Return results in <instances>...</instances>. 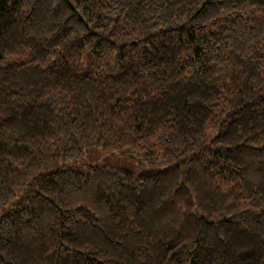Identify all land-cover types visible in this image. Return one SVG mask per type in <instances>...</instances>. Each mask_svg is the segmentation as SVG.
Listing matches in <instances>:
<instances>
[{
    "label": "trees",
    "instance_id": "16d2710c",
    "mask_svg": "<svg viewBox=\"0 0 264 264\" xmlns=\"http://www.w3.org/2000/svg\"><path fill=\"white\" fill-rule=\"evenodd\" d=\"M0 264H264V0H0Z\"/></svg>",
    "mask_w": 264,
    "mask_h": 264
}]
</instances>
